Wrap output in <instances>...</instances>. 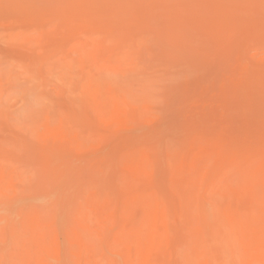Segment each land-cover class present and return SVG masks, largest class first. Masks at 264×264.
<instances>
[{
	"label": "rangeland",
	"instance_id": "374dc122",
	"mask_svg": "<svg viewBox=\"0 0 264 264\" xmlns=\"http://www.w3.org/2000/svg\"><path fill=\"white\" fill-rule=\"evenodd\" d=\"M0 264H264V0H0Z\"/></svg>",
	"mask_w": 264,
	"mask_h": 264
}]
</instances>
